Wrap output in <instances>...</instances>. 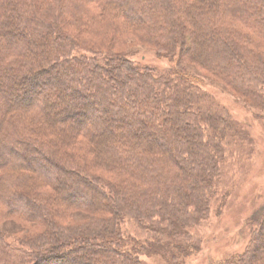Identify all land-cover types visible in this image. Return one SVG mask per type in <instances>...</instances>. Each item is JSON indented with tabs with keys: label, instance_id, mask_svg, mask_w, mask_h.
<instances>
[{
	"label": "trees",
	"instance_id": "trees-1",
	"mask_svg": "<svg viewBox=\"0 0 264 264\" xmlns=\"http://www.w3.org/2000/svg\"><path fill=\"white\" fill-rule=\"evenodd\" d=\"M129 37L176 67L116 53ZM182 62L263 109L264 0H0V216L43 227L31 264L200 251L236 124ZM258 240L218 264H264ZM26 254L0 231V264Z\"/></svg>",
	"mask_w": 264,
	"mask_h": 264
},
{
	"label": "rangeland",
	"instance_id": "rangeland-1",
	"mask_svg": "<svg viewBox=\"0 0 264 264\" xmlns=\"http://www.w3.org/2000/svg\"><path fill=\"white\" fill-rule=\"evenodd\" d=\"M116 41L115 50L113 48L116 53L128 55L133 61L151 66L159 73L176 67L177 59L171 61L161 57L154 48L142 44L134 37ZM182 64L195 74L213 97L214 103L227 111L236 127L233 138L224 146L225 152L220 165L221 178L211 202L210 213L193 230L199 240L200 251L186 259L145 254L140 260L144 264H218L249 251L258 239L256 247L264 259V230L260 234L261 226L264 227V108L251 107L245 99L197 66L187 62ZM87 144L86 139L80 140L71 148L80 152ZM86 216L81 212H73L65 222L73 223ZM121 226L123 235L137 244L145 242L148 237L147 233L138 229L135 222L125 220ZM42 229L43 227L21 218L0 216V231L6 236V241L14 248L25 250L29 264L36 260L31 254V246L26 247L23 242L28 241L27 237L39 234Z\"/></svg>",
	"mask_w": 264,
	"mask_h": 264
}]
</instances>
